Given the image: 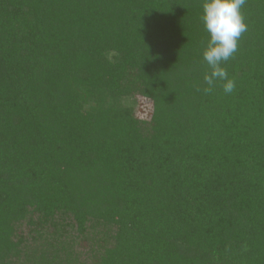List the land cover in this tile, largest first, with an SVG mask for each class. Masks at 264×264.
<instances>
[{"label": "trees", "instance_id": "1", "mask_svg": "<svg viewBox=\"0 0 264 264\" xmlns=\"http://www.w3.org/2000/svg\"><path fill=\"white\" fill-rule=\"evenodd\" d=\"M204 3L0 0V264H264V0L230 94Z\"/></svg>", "mask_w": 264, "mask_h": 264}, {"label": "clouds", "instance_id": "2", "mask_svg": "<svg viewBox=\"0 0 264 264\" xmlns=\"http://www.w3.org/2000/svg\"><path fill=\"white\" fill-rule=\"evenodd\" d=\"M245 3L246 0H205L203 4L202 20L210 37L203 57L211 69L210 74L204 76L209 85L203 90L205 94L213 91L218 80L225 81L222 87L226 94L235 89V80L229 79L226 68L221 65L233 58L238 50V41L247 31L241 13Z\"/></svg>", "mask_w": 264, "mask_h": 264}, {"label": "rangeland", "instance_id": "3", "mask_svg": "<svg viewBox=\"0 0 264 264\" xmlns=\"http://www.w3.org/2000/svg\"><path fill=\"white\" fill-rule=\"evenodd\" d=\"M135 111L137 112V116L140 117V118H143V119H149L150 117V114H151V104L149 101L147 100H144V99H141V98H138L137 99V104L135 106ZM109 229H112L113 228H109ZM67 230H69V234L70 236H76L77 235V231H75V229L73 228H68ZM17 232H21L22 234H26L25 236L28 238V232H29V229L28 227L25 225V222L22 221V224L20 225V227H18L17 229ZM94 232H97V233H102V232H105L104 229H102L101 227L95 229ZM85 239H88L89 235L86 234L85 236ZM77 238H79L77 236ZM104 237L101 236V239H100V242H101V246L105 245V241L103 240ZM84 238L82 240H78L77 241V251L76 252H79L80 253V257H81V262L83 261L84 263L86 264H92L93 263V259H89L88 256L90 254V252H88L89 248L91 246H89L90 242H88L87 240H85ZM93 243V242H91ZM98 244V241L95 242L94 245H97ZM98 248V247H97Z\"/></svg>", "mask_w": 264, "mask_h": 264}]
</instances>
